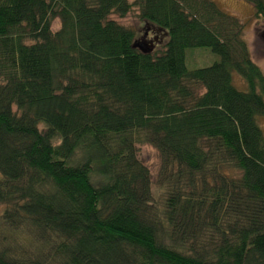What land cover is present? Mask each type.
<instances>
[{"label": "trees", "instance_id": "obj_1", "mask_svg": "<svg viewBox=\"0 0 264 264\" xmlns=\"http://www.w3.org/2000/svg\"><path fill=\"white\" fill-rule=\"evenodd\" d=\"M133 8L150 53L110 19ZM243 32L211 0H0V264H264V75ZM196 49L218 61L188 70Z\"/></svg>", "mask_w": 264, "mask_h": 264}, {"label": "rangeland", "instance_id": "obj_2", "mask_svg": "<svg viewBox=\"0 0 264 264\" xmlns=\"http://www.w3.org/2000/svg\"><path fill=\"white\" fill-rule=\"evenodd\" d=\"M131 2L132 0H128ZM217 7L238 19L244 25L243 38L246 42L250 57L255 65H257L264 75V20L255 21L253 18L252 8L239 0H211ZM111 20L124 28L130 29L135 33L136 45L143 48H150L144 42L145 38L154 39L148 27H146L138 18L136 9H132L125 18L120 19L113 15ZM52 31L55 32L59 29V22L55 20L52 23ZM162 41V40H161ZM160 41V42H161ZM156 53L160 51V45L155 46ZM218 61V57L213 55L208 49H196L186 52V67L188 70H195L211 66ZM234 85L239 90H245L244 82L236 75L233 76ZM257 123L262 133L264 134V117H259ZM137 157L140 163L147 168L150 173L153 198L157 205L161 201V191L156 184L157 175L160 169V156L159 153L150 146H137ZM4 207H0V213Z\"/></svg>", "mask_w": 264, "mask_h": 264}, {"label": "flooded vegetation", "instance_id": "obj_3", "mask_svg": "<svg viewBox=\"0 0 264 264\" xmlns=\"http://www.w3.org/2000/svg\"><path fill=\"white\" fill-rule=\"evenodd\" d=\"M150 39L149 38H145L144 42L147 43L148 46L151 47L153 45V43L157 42V39H156V37L154 39H152V40H150Z\"/></svg>", "mask_w": 264, "mask_h": 264}, {"label": "water", "instance_id": "obj_4", "mask_svg": "<svg viewBox=\"0 0 264 264\" xmlns=\"http://www.w3.org/2000/svg\"><path fill=\"white\" fill-rule=\"evenodd\" d=\"M136 47H138L139 49H142L140 46L136 45ZM145 49L146 50H142V53H144V54L150 53L152 51V48H145Z\"/></svg>", "mask_w": 264, "mask_h": 264}]
</instances>
